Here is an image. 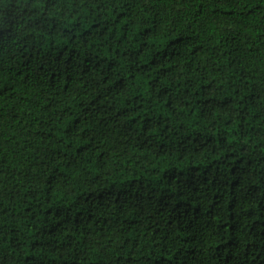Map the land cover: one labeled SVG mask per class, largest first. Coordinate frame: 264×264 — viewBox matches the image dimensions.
Here are the masks:
<instances>
[{
  "label": "trees",
  "instance_id": "obj_1",
  "mask_svg": "<svg viewBox=\"0 0 264 264\" xmlns=\"http://www.w3.org/2000/svg\"><path fill=\"white\" fill-rule=\"evenodd\" d=\"M0 264H264V0H0Z\"/></svg>",
  "mask_w": 264,
  "mask_h": 264
}]
</instances>
